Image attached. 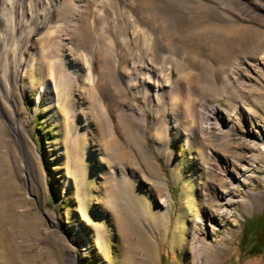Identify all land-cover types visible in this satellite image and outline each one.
<instances>
[{
	"label": "rangeland",
	"instance_id": "374dc122",
	"mask_svg": "<svg viewBox=\"0 0 264 264\" xmlns=\"http://www.w3.org/2000/svg\"><path fill=\"white\" fill-rule=\"evenodd\" d=\"M177 1L164 0L175 7ZM239 20L224 29L235 37L230 48L200 39L190 44L239 63L230 91L209 98L210 104H220L223 126L207 129L192 146L177 136L174 163L155 148L153 136L147 138L150 156L140 150L133 156L115 155L114 162L130 165V187L124 185L125 177L117 181L110 176L108 167L121 169V164L104 158L100 123L97 156L91 167L86 164L81 183L70 162L64 118L53 113L49 93L42 91V65L31 68L22 97L30 115L27 151L36 168L29 185L12 131L5 125L10 136L5 138L0 126V264H264L263 246L258 253L242 247L248 223L264 212V15ZM99 34L106 37L101 30ZM136 99L142 106L143 98ZM119 144L125 146L122 140ZM244 163L252 165L247 172ZM122 188L131 206L120 200ZM167 191L169 203L164 204L160 199ZM113 192L116 204L109 200ZM162 211L166 224L158 223Z\"/></svg>",
	"mask_w": 264,
	"mask_h": 264
},
{
	"label": "bare ground",
	"instance_id": "6f19581e",
	"mask_svg": "<svg viewBox=\"0 0 264 264\" xmlns=\"http://www.w3.org/2000/svg\"><path fill=\"white\" fill-rule=\"evenodd\" d=\"M262 15L264 0H179L176 7L164 0H0L1 134L10 137L5 125L12 131L25 183L34 181L36 168L27 151L30 115L22 97L25 78L38 62L46 75L42 91L49 93L53 113L66 123L77 178L85 183L87 166L97 156L94 140L100 123L104 158L121 164V169L108 167L110 176L117 181L125 177L124 185L130 187V165L114 162V157L137 155L138 150L150 156L147 138L153 136L155 148L174 163L177 136L192 146L207 129L223 126L221 106L210 104L209 98L213 92L222 96L230 91L239 63L190 44L200 39L230 48L235 37L224 29L241 17ZM42 40L45 45L36 49ZM137 96L143 98L142 106ZM214 157L220 159L219 154ZM251 166L244 163L243 172ZM122 195L120 200L130 205L128 191L123 189ZM168 197L167 191L160 202L168 204ZM109 200L116 204L119 199L113 192ZM164 213H158V223L165 221Z\"/></svg>",
	"mask_w": 264,
	"mask_h": 264
},
{
	"label": "trees",
	"instance_id": "16d2710c",
	"mask_svg": "<svg viewBox=\"0 0 264 264\" xmlns=\"http://www.w3.org/2000/svg\"><path fill=\"white\" fill-rule=\"evenodd\" d=\"M247 229L244 232L242 247L248 248V251L251 253H258V247H264V240L260 242V238L264 237V212L259 220L252 218L248 223ZM262 229L263 232H261Z\"/></svg>",
	"mask_w": 264,
	"mask_h": 264
}]
</instances>
